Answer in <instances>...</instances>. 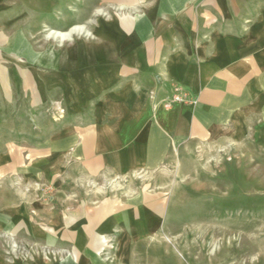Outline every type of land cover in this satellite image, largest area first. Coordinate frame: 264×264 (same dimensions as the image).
Segmentation results:
<instances>
[{
  "label": "crops",
  "instance_id": "0c3cea01",
  "mask_svg": "<svg viewBox=\"0 0 264 264\" xmlns=\"http://www.w3.org/2000/svg\"><path fill=\"white\" fill-rule=\"evenodd\" d=\"M102 5L71 39L57 31L54 51H35L20 33L7 49L54 72L45 85L64 112L37 144L14 153L23 154L22 162L8 151L7 164L0 165V172L21 173L39 194L50 191L57 207L12 206L0 213V236L24 235L36 249L72 251L17 264H94L90 252L102 247L123 210L106 198L92 204L82 193L91 185L157 177L245 141L264 145V0ZM175 87L189 101L166 109ZM138 195L132 205L154 200L153 191Z\"/></svg>",
  "mask_w": 264,
  "mask_h": 264
},
{
  "label": "rangeland",
  "instance_id": "374dc122",
  "mask_svg": "<svg viewBox=\"0 0 264 264\" xmlns=\"http://www.w3.org/2000/svg\"><path fill=\"white\" fill-rule=\"evenodd\" d=\"M102 4L0 0V165L7 164L8 151L22 162L23 154L14 153L37 144L52 119L64 112L54 101L55 90L45 85L54 72L46 74L38 64L7 51L14 34H22L35 51H54L57 31L71 39L76 26L87 29L89 14L102 12ZM19 174L0 172V213L15 205L57 207L50 191L39 194ZM140 191H153L154 200L132 205L129 200L141 197L136 196ZM82 193L92 204L106 198L111 208L123 210L102 247L90 252L94 264H264L263 144L245 141L213 149L175 171L112 179ZM0 241L6 248L0 249V260L13 259L11 264L72 253L36 249L24 235H2Z\"/></svg>",
  "mask_w": 264,
  "mask_h": 264
},
{
  "label": "built area",
  "instance_id": "2783aa9c",
  "mask_svg": "<svg viewBox=\"0 0 264 264\" xmlns=\"http://www.w3.org/2000/svg\"><path fill=\"white\" fill-rule=\"evenodd\" d=\"M189 101V97L185 91H183L180 87H175L168 97L166 102L164 103V107L166 109L170 108L173 103H181Z\"/></svg>",
  "mask_w": 264,
  "mask_h": 264
}]
</instances>
